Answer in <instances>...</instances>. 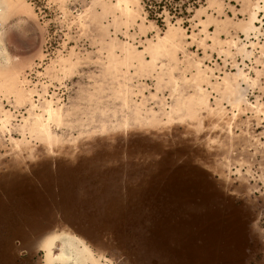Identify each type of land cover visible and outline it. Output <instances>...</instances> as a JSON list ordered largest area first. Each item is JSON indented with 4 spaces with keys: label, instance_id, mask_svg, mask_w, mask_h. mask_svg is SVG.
<instances>
[{
    "label": "rangeland",
    "instance_id": "374dc122",
    "mask_svg": "<svg viewBox=\"0 0 264 264\" xmlns=\"http://www.w3.org/2000/svg\"><path fill=\"white\" fill-rule=\"evenodd\" d=\"M0 264H264V0H0Z\"/></svg>",
    "mask_w": 264,
    "mask_h": 264
}]
</instances>
